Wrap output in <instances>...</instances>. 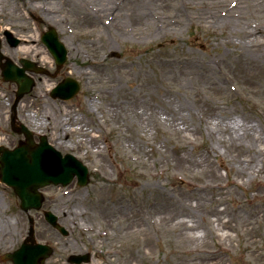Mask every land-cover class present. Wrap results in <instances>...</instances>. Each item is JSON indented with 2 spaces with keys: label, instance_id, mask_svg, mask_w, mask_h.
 Masks as SVG:
<instances>
[{
  "label": "rangeland",
  "instance_id": "rangeland-1",
  "mask_svg": "<svg viewBox=\"0 0 264 264\" xmlns=\"http://www.w3.org/2000/svg\"><path fill=\"white\" fill-rule=\"evenodd\" d=\"M50 26L69 51L61 69L41 40ZM0 27L22 38L7 55L54 74L35 75L20 121L90 169L88 185H50L31 211L46 264L85 252L83 264H264V0H0ZM67 76L79 92L52 97ZM16 90L0 71L8 147L23 138ZM28 231L0 181V257Z\"/></svg>",
  "mask_w": 264,
  "mask_h": 264
},
{
  "label": "water",
  "instance_id": "water-1",
  "mask_svg": "<svg viewBox=\"0 0 264 264\" xmlns=\"http://www.w3.org/2000/svg\"><path fill=\"white\" fill-rule=\"evenodd\" d=\"M44 40L57 57L58 62L62 63L67 51L64 44L59 41L56 31L51 29L45 34ZM26 66L30 67L29 64ZM4 74L6 80L18 83L17 98L13 106L16 112L18 102L31 91L33 81L25 74V68H19L11 62L6 64ZM13 117L16 118L15 113ZM19 131L26 135V140L21 141L19 146L14 149L0 146V179L15 189L25 211L29 212L32 208L42 206L44 196L39 191L42 186L50 183L67 184L76 174L80 178V184L88 182V168L74 156L63 157L45 137H42L41 143L36 144L32 131L24 124L21 125ZM52 218L49 213L48 219L54 222ZM28 240L31 243L26 242L19 250L7 256L12 258L15 264H44L46 257L52 253V249L35 243L32 218ZM84 258L82 256L77 261L80 262Z\"/></svg>",
  "mask_w": 264,
  "mask_h": 264
},
{
  "label": "bare ground",
  "instance_id": "bare-ground-1",
  "mask_svg": "<svg viewBox=\"0 0 264 264\" xmlns=\"http://www.w3.org/2000/svg\"><path fill=\"white\" fill-rule=\"evenodd\" d=\"M22 48H23V51H25V52H29V51H31L32 49H33V46L32 45H25V46H22ZM52 61V60H51Z\"/></svg>",
  "mask_w": 264,
  "mask_h": 264
},
{
  "label": "flooded vegetation",
  "instance_id": "flooded-vegetation-1",
  "mask_svg": "<svg viewBox=\"0 0 264 264\" xmlns=\"http://www.w3.org/2000/svg\"><path fill=\"white\" fill-rule=\"evenodd\" d=\"M6 42H7V41H6V37H5V39L2 41V50H3V52H5V50L3 49V47H4V44H5ZM0 71H1V76H2L3 74H2L1 64H0Z\"/></svg>",
  "mask_w": 264,
  "mask_h": 264
}]
</instances>
